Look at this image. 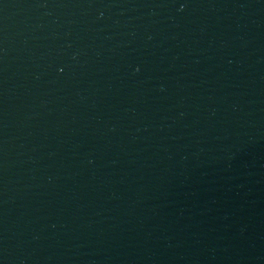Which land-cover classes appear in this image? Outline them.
I'll use <instances>...</instances> for the list:
<instances>
[{"label": "water", "instance_id": "1", "mask_svg": "<svg viewBox=\"0 0 264 264\" xmlns=\"http://www.w3.org/2000/svg\"><path fill=\"white\" fill-rule=\"evenodd\" d=\"M264 118V0H0V264H151Z\"/></svg>", "mask_w": 264, "mask_h": 264}]
</instances>
